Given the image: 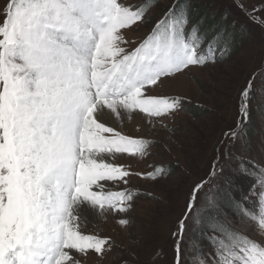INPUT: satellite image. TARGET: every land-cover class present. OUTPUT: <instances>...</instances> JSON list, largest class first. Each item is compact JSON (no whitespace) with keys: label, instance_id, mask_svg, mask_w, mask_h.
Returning <instances> with one entry per match:
<instances>
[{"label":"snow or ice","instance_id":"6c2138e0","mask_svg":"<svg viewBox=\"0 0 264 264\" xmlns=\"http://www.w3.org/2000/svg\"><path fill=\"white\" fill-rule=\"evenodd\" d=\"M150 5L118 0H11L0 25V264H80L71 250L103 257L108 238L85 235L89 214L125 213L130 190L113 191L102 182L129 183L131 175L160 179L162 165L132 173L117 154L149 155L151 142L122 134V122L139 110L163 124L183 99L145 95L148 86L175 78L215 55L200 41L184 10L164 12L140 41L121 30L143 23ZM254 9L253 11H258ZM135 43L134 48L125 44ZM208 53H212L211 45ZM252 81L241 92L246 115ZM233 138L236 131H230ZM256 169L255 165H252ZM264 184V171L261 173ZM192 189L185 217L195 209ZM258 197V227L264 230V190ZM242 214L250 215L247 209ZM255 220L256 217L252 216ZM126 225V219H119ZM180 221L175 264H183ZM206 238L210 259L192 264H264V244L240 235L227 223L211 222Z\"/></svg>","mask_w":264,"mask_h":264},{"label":"rangeland","instance_id":"374dc122","mask_svg":"<svg viewBox=\"0 0 264 264\" xmlns=\"http://www.w3.org/2000/svg\"><path fill=\"white\" fill-rule=\"evenodd\" d=\"M144 1L118 0L133 6ZM195 1L201 7L208 5L211 14L225 17L226 23L239 31V48L222 58L217 50L211 53L215 62L209 59L204 66H191L175 78H163L162 83L148 86L145 95L183 99L182 108L166 116L163 124L139 110L116 123L114 127L122 134L151 142L149 155L117 154L116 163L132 173H147L160 165L173 168L155 180L133 174L127 185L122 181L102 182L113 191H132V206L125 213L99 215L96 220L88 217L82 223L85 235L107 237L108 243L102 258L92 250L87 253L71 250L80 264H175L179 237L174 234L178 233L182 219H185L180 244L183 264H192L193 256L210 259L213 249L207 238L203 241L193 235L198 217L208 207L214 208L223 220L226 217L232 231L264 244V230L258 227V197L253 193L254 188L264 190V184L260 183V173L264 171V27L257 22L261 19L259 12L264 18V0ZM10 2L0 0V25L5 5ZM170 2L160 0L156 7L150 6L143 23L121 30L125 39L137 42L143 39L152 28L151 21L155 24L162 18V10ZM123 46L131 49L136 44ZM249 81H252L250 104L247 114L242 115L241 92ZM188 105L204 112L192 116L184 110ZM251 114L256 132L245 145L243 128ZM230 131H236L235 138L226 135ZM201 181L207 183L198 193L195 209L185 217L192 189ZM228 185L233 191L231 198L237 203L234 210L224 204ZM243 209L250 215L242 214ZM119 219L128 223L120 225Z\"/></svg>","mask_w":264,"mask_h":264},{"label":"trees","instance_id":"16d2710c","mask_svg":"<svg viewBox=\"0 0 264 264\" xmlns=\"http://www.w3.org/2000/svg\"><path fill=\"white\" fill-rule=\"evenodd\" d=\"M145 2L146 1L139 4L138 6L143 5ZM159 2L160 0H147V3L153 7H156ZM173 6H178V10L182 9L187 14L189 20V23L186 26L187 35L191 36V29L193 25L197 27L198 31L196 36L200 41L199 47L201 52L211 56V53L207 52L208 46L211 45L213 49L212 53H215L217 50H219V58H222L221 56L231 54L230 52L234 53L239 48V31H234L233 26L226 23L225 17H215V13L211 14L209 12L210 7L208 5L201 7L195 0H171L170 5L162 10L163 14L165 11H167V9ZM147 16L148 15H146V18ZM148 18L151 19L152 17ZM153 25L154 23L152 24L151 21V27H153ZM184 110L189 112L192 116H198L204 112L202 109H198V107L196 108L195 106L190 105L184 107ZM255 129V119L251 114V116H248L243 128L245 145H248L249 140H252L253 136H255ZM163 167L166 170V173L173 168L169 165ZM232 192L231 185H228L227 191L224 192V204L226 207L234 210V207L237 203L231 198ZM225 218L223 220L222 217L212 207L204 208L198 217V222L196 223L197 227L193 234L195 236L194 238L199 237L200 240L202 239L204 241V238L206 239L207 234L211 235V230L209 228V224L211 222L227 223L229 225V222L226 221Z\"/></svg>","mask_w":264,"mask_h":264},{"label":"bare ground","instance_id":"6f19581e","mask_svg":"<svg viewBox=\"0 0 264 264\" xmlns=\"http://www.w3.org/2000/svg\"><path fill=\"white\" fill-rule=\"evenodd\" d=\"M135 116H139V117H143V118H144L143 115L136 114V113H135ZM145 118H146V117H145ZM145 118H144V119H145ZM109 123L112 124L113 126H115L117 122H116L115 120H111V119H110V120H109ZM123 155H124V154H123ZM131 156H132V155H131ZM124 157H125V156H124ZM134 159H135V158H134ZM88 217H90V218L96 220V219H98L99 215H96V214H89Z\"/></svg>","mask_w":264,"mask_h":264}]
</instances>
